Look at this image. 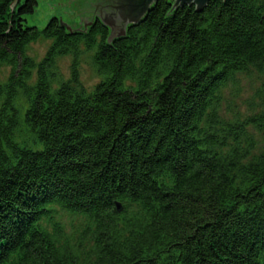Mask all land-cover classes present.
<instances>
[{"label": "trees", "instance_id": "obj_1", "mask_svg": "<svg viewBox=\"0 0 264 264\" xmlns=\"http://www.w3.org/2000/svg\"><path fill=\"white\" fill-rule=\"evenodd\" d=\"M35 8L0 0V264H264V95L225 98L253 75L264 93V0H156L110 42L29 27ZM80 47L101 81L52 89Z\"/></svg>", "mask_w": 264, "mask_h": 264}, {"label": "water", "instance_id": "obj_2", "mask_svg": "<svg viewBox=\"0 0 264 264\" xmlns=\"http://www.w3.org/2000/svg\"><path fill=\"white\" fill-rule=\"evenodd\" d=\"M156 0H37L36 8L26 18L27 25L44 28L48 20L58 17L69 33H86L95 20L110 31L109 42L120 38L125 28L137 24ZM175 6L202 9L209 0H173ZM60 23V24H61ZM61 24V26H62ZM64 28V27H62Z\"/></svg>", "mask_w": 264, "mask_h": 264}, {"label": "rangeland", "instance_id": "obj_3", "mask_svg": "<svg viewBox=\"0 0 264 264\" xmlns=\"http://www.w3.org/2000/svg\"><path fill=\"white\" fill-rule=\"evenodd\" d=\"M36 4H37V0ZM14 8V7H13ZM56 18L59 23L60 19ZM27 21V20H26ZM99 22L95 20L94 23ZM62 24V23H61ZM103 24V23H102ZM93 25V24H92ZM91 25V26H92ZM29 27H36L41 30V27L36 25H27ZM62 27L66 30V25L62 24ZM90 29V28H89ZM75 34V33H74ZM51 45V41L38 40L37 42L31 43L26 47L25 54L28 58H31L36 63H39L45 56L48 48ZM80 54L78 55L76 67H73V59L70 56L59 57L55 60L54 66L55 71L52 89L58 87V84L72 83L71 70H76L77 80L74 84H68L73 92L77 91L80 93H89L93 91L95 86L101 81V77H98L92 64V56L94 52L84 50L82 47ZM10 68L6 66H0V83L6 81L10 74ZM261 82L263 79L259 76L253 75L251 79L242 78L236 86V90H229L225 96L226 100L230 102V106H236L240 109L243 114L251 113L258 109L261 98L264 93L261 92ZM19 103H23V100H19Z\"/></svg>", "mask_w": 264, "mask_h": 264}, {"label": "flooded vegetation", "instance_id": "obj_4", "mask_svg": "<svg viewBox=\"0 0 264 264\" xmlns=\"http://www.w3.org/2000/svg\"><path fill=\"white\" fill-rule=\"evenodd\" d=\"M110 31V30H109Z\"/></svg>", "mask_w": 264, "mask_h": 264}]
</instances>
